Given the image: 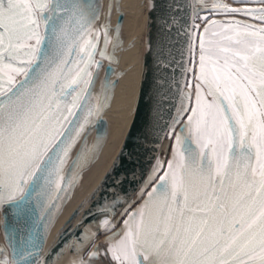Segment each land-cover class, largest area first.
Segmentation results:
<instances>
[{"label": "snow or ice", "instance_id": "snow-or-ice-1", "mask_svg": "<svg viewBox=\"0 0 264 264\" xmlns=\"http://www.w3.org/2000/svg\"><path fill=\"white\" fill-rule=\"evenodd\" d=\"M237 2L245 6L211 9L232 18L206 25L203 36L193 26L200 50L194 106L182 103L169 125L170 133L180 127L173 161L142 206L126 214L110 249L114 264H264V0ZM99 15L98 0H0L6 218L38 220L37 207L72 182L87 151L85 142L66 179L74 145L103 108L89 91L93 67H102L93 30ZM99 54L107 58L106 48ZM35 235L33 221L30 247L15 250L11 264H37L28 259Z\"/></svg>", "mask_w": 264, "mask_h": 264}, {"label": "water", "instance_id": "water-1", "mask_svg": "<svg viewBox=\"0 0 264 264\" xmlns=\"http://www.w3.org/2000/svg\"><path fill=\"white\" fill-rule=\"evenodd\" d=\"M120 2L121 0H110L107 20L103 25V31L105 25H110L114 34L107 51L108 70L102 87L103 108L100 114H104L110 107L118 82L116 80L112 83L111 77L114 73L115 52L125 13H119L115 24L111 22V18L115 3ZM223 4L238 8L245 6L237 0H229L228 3L219 0H147V25L139 96L115 167L76 223L61 232L54 245L41 259V245L63 205L62 194L37 226L36 235L32 238V244L35 246H31L32 254L28 259L36 260L37 264H88L87 254L95 257L97 253L96 249H93L96 239L111 231L123 212L134 206L137 195L156 180L159 174L152 172L153 167L168 140L169 125L178 115L189 75L193 72V26H197L198 16L206 20L217 12L210 11L211 9ZM185 33H192V38L189 39ZM105 40L104 32L100 52L106 48ZM109 69L112 71L109 72ZM188 106H191L190 102L186 104V107ZM105 125L106 121L102 118L96 124L88 154L89 161L95 159L103 146ZM41 208L37 207L39 215ZM23 221H18L11 213L7 216V224L14 232L16 250L30 247L29 233L33 221L36 223L37 219L33 217L27 221L25 227Z\"/></svg>", "mask_w": 264, "mask_h": 264}, {"label": "bare ground", "instance_id": "bare-ground-1", "mask_svg": "<svg viewBox=\"0 0 264 264\" xmlns=\"http://www.w3.org/2000/svg\"><path fill=\"white\" fill-rule=\"evenodd\" d=\"M144 8H145V13L147 15L146 0H144V1L140 0L137 23H136L135 31L133 34V39L131 42L128 41V38H127V36L123 30V26H122L119 44H118V47H117L116 52H115L116 63L114 64V73L111 77L112 83H114L116 80H118V82H117V85H116L114 93H113V97H112L110 107L107 109V111L104 114H99V116H97L95 118V120L93 121L94 122V130H95L96 124L99 121V119L102 118V119H105V121H106V125H105L106 129L104 132L103 146H102L100 152L98 153V155L95 157V159L89 163L87 170L84 172V174L82 175V177L79 180L80 181L79 184L70 193H68L66 195L65 201L63 202V205H62L61 209L59 210V212L56 214V216H55V218H54V220H53V222H52V224H51V226H50V228H49V230L45 236V239L41 245V254H40L41 259L48 253V251L54 245L55 241L57 240V238L59 237L61 232L67 226L72 227L76 223L77 219L80 217V215L83 213V211L88 207V205L91 203V201L94 199V197L96 196L98 191L102 188L105 181L108 179V177L112 173V170L115 167L117 159L120 155L121 149L123 147V143L125 141L127 133L129 131V127H130L131 122H132L133 117H134V114H133V117L130 120V115H131L133 110L135 113V109H136V105H137V101H138V96H139L142 69H143V63H142L140 77H139V81H138V85H137V91L135 93L136 97H133L132 107H130L129 113L127 114V117L124 119L123 124L119 127L117 132L114 133L112 130L114 127L113 114L115 112V109L119 108V102L121 101V97H118L119 87H120L119 85H120L122 76H124V74L127 72V70L124 69L123 65H121V61H122L123 52L132 46L134 40L136 43V40L139 39V38H137L138 31H139V22L141 21V17H142V13H143ZM121 11H123L122 0L119 4L115 3L112 18H111V22L113 24L116 23L118 16H119V13ZM115 14L117 15L116 18H114ZM111 33H112V30H111ZM137 44H140L139 40H138ZM140 59H141V53L139 54V59H138L139 62H140ZM127 60H128V52L125 56L124 62H127ZM136 64H137V62H136ZM103 84H104V74L102 73L101 77H100V79H99V81H98V83L94 89L93 99H95V97H97L101 94ZM112 138L114 140L113 141L114 147H112V144H111V146H109V144L112 143ZM92 139H93V135H92L89 142H91ZM107 149H109V150L111 149V153H110L111 157L109 156L110 159H109L107 165L103 168L100 175L93 182H91L81 194L75 196L77 194V192H79L81 190V188L85 184V182L90 178L92 169L96 168L94 166L100 162L99 161L100 158L107 152ZM113 149H115V151L112 153ZM164 150H165V145L162 149V152H161L156 164L153 167V170H152L153 173L158 172L162 167ZM116 153H117V155H116L115 159L112 161V159ZM158 165H159V167H157ZM106 169H107V171L105 172ZM97 179H100V180L95 184V186L92 189H90L92 184ZM95 243H97V239H96ZM91 264H95V263H91Z\"/></svg>", "mask_w": 264, "mask_h": 264}, {"label": "rangeland", "instance_id": "rangeland-1", "mask_svg": "<svg viewBox=\"0 0 264 264\" xmlns=\"http://www.w3.org/2000/svg\"><path fill=\"white\" fill-rule=\"evenodd\" d=\"M130 1H134V3H136L137 1H140V0H130ZM142 1H144V0H142ZM219 1L228 3L227 0H219ZM98 3L100 5V15H99V19L96 20L94 22V24H93L94 33L96 31H99V33L102 32L103 25H104V23L107 20L108 11H109V8H110V0H98ZM131 6H133V4H131ZM146 8H147V0H146ZM131 9H132V7H131ZM134 10L135 9L133 8V11ZM213 15L215 16V18H213V20H211V21H209L210 18L206 19V20H203L200 16L197 17V19H196L197 26L196 27H197V30H198V33H199L200 36L204 35L203 29L205 28L206 25L208 26L212 21H217V20L218 21L219 20L222 21V20H228V19L232 18L230 16H225V15L219 13V12H215V13H213ZM235 18L236 19H244V17H242V16H236ZM146 25H147V15L145 13V19H144V22H143V25H142V33H141V37H142V53H141L140 64H139V60H137V64H136L137 72H138L139 66H140V72H141V65L143 63ZM100 38H101V35H100ZM100 38H99V43H100ZM198 45H199V41L197 40L196 33H195V39H194L193 51H192L193 72L189 75L187 89L185 91L184 99H183V102H182L185 107H186V104L188 102L191 103V106H194V100H195V95H196V87L195 86L199 83V80H198V76H199L198 61H199V56H200V50H199V46ZM98 46H99V44H98ZM139 54H140V47H139V51H138V59H139ZM96 60H97V54H96ZM94 69H95V66L92 69L93 73H94ZM138 74L139 73L136 74V79L138 77ZM137 82H138V80H136V84H137ZM129 94H130V91L128 89L124 90L123 92L120 93V97H121V100L123 101V104H122V107H121V105H119V108H116L115 112L113 114L114 127H113L112 130H113L114 133L117 132L122 120H124V118L129 113L130 107H132L133 99H132V97H129ZM100 95L95 97V99H96L95 103L96 104H100L101 103ZM186 96L190 97V100H186L185 99ZM133 114H134V110L132 111V113L130 115V120L132 119ZM180 115L183 116L185 114H180ZM93 125H94V122H93ZM93 125H90L88 127L87 131H85V133L82 135L87 142L90 141L92 135L94 136V126ZM105 129H106V127H105ZM105 129H104V132H105ZM179 134H180V127L177 125L176 128H175V131L170 133V135L168 137V140H167V142L165 144V150H164V154H163L162 167L158 171L159 175L161 174V172L164 169H166L167 164L170 162V159L173 156V152H174V148H175V139H174V137L176 135H179ZM114 151H115V149L112 150V153ZM108 153L102 159V162H100L99 165L96 166V168L92 169L90 178L85 182V184L82 186L81 190L79 192H77L78 195L81 194L85 190V188H87V186L91 182H93L100 175L101 171L107 165V163H108V161H109V159L111 157V155H110V157L108 156ZM116 155H117V153L114 155L112 161L115 159ZM107 169L105 170V172L107 171ZM64 175H65V178L67 179V177L69 176V172H65ZM71 177H72V180H73L72 174H71ZM99 180L100 179H97L92 184L90 189H92ZM155 181L150 186H148L147 188L142 190L137 195L136 199H139L140 197H142V195L146 192V190L149 189L155 183ZM79 182L80 181L75 182L73 187L71 188V190L68 193H70L79 184ZM69 185L70 184H68L66 187H69ZM62 187H63V185H62ZM66 187H64V188H66ZM58 190H60V189H57V190L54 191V193H52V194H54V196H53V198H51V200L49 202V206L47 207L46 212L58 201V199L62 196V194H64L62 192L63 190L62 191L60 190L59 192H57ZM65 199H66V197L63 198V202L65 201ZM59 208H60V206H59ZM128 210H125V212H123V214L118 218V220L115 223L114 228L111 231L106 232L105 234H103V235H101V236H99L97 238V241L98 240L99 241L97 243H95V245L93 246V249H96V251H97L96 256L95 257H91L90 254H87V259L89 260L88 264H91V263H95V264H114V261H112L110 259V249H111V246L113 244L111 242V235L114 232V229L117 228L120 225V222L123 219V215H125V213H127Z\"/></svg>", "mask_w": 264, "mask_h": 264}, {"label": "flooded vegetation", "instance_id": "flooded-vegetation-1", "mask_svg": "<svg viewBox=\"0 0 264 264\" xmlns=\"http://www.w3.org/2000/svg\"><path fill=\"white\" fill-rule=\"evenodd\" d=\"M227 1H229V0H227ZM139 3H140V1H137L136 3H134V1L122 0V9H123V12L125 13L124 22H123V30H124L127 38H128V41H130V42L133 39V34H134L136 23H137V17H138V12H139ZM131 4H133V6H131ZM131 7H132V9H131ZM133 8L135 9L134 11H133ZM116 17H117V15L115 14L114 18H116ZM144 19H145V8L143 9L141 21L139 22V31H138V35H137V38H139V39L136 40V43H135V40H134L132 46L129 49H127V50H125L123 52L121 65H123L124 69H126L127 72L121 78V82H120V85H119L120 87H119L118 97H120V93L121 92H123L124 90H127V89L130 91L129 97H132V99H133V97H136L135 93L137 91V85H138V82L136 84V80L139 81L140 66H139L138 72H137V67H136L135 64H136V62L138 60L139 47H140V53H142V37H141V33H142V25H143ZM111 30L113 31L112 33H111ZM111 30L109 31V35H108V39H107L108 42L106 44V51H109V49H110V44H111V41H112V38H113V34H114V30L113 29H111ZM100 35H101V38H100V43H99L98 50H97V62L102 64V67H100L99 69H97L95 67V69H94L93 85L90 86V88H89V91H91L92 94L94 92V89H95L100 77H101V74L102 73L104 74V79H105V77L107 75V70H108V68H107V65H108L107 58H102V57L99 56V53H100V50H101V46H102V43H103V36H104V31L103 30L100 33ZM138 40H139L140 44H137ZM127 52H128V60H127V62H124ZM139 64H140V62H139ZM137 73H139V74H138V77L136 79V74ZM100 97H101V102H102V90H101ZM95 100L96 99H94V102H95ZM122 104H123V101L121 100L119 102V105H121V107H122ZM123 122H124V120H122L120 126L123 124ZM94 134H95V130H94ZM93 138H94V136H93ZM113 141L114 140L112 138V143H110L109 146H111V144H112V147H114L113 146V144H114ZM85 142H86V145H87V151H86L85 155L83 156V158L81 159L79 165L71 172V174L73 176L72 182L70 183L69 187H66V188H64V186L62 187L63 188L62 192L64 193V198L66 197L67 193L71 190V188L73 187L74 183L80 180V178L82 177L84 172L87 170L89 163L91 162V161L88 160V154H89V151L91 149L93 139H92L91 142H87L84 139V137L81 135L80 138L78 139L77 143L74 145L73 150L71 151L70 158L68 159L67 164L64 167V173L65 172H69L70 173V169H72L73 161H75L77 159V157L80 155L82 149L85 148ZM107 153H108V156H110L111 150L107 149V152L100 158V160H99L100 162H102V159L105 157V155ZM99 163L96 164L94 167L98 166ZM59 191L60 190H58L57 192H59ZM53 196H54V194L51 195V198H53ZM50 200H46V206L41 208L39 219L35 223L36 224V228L39 225V223L41 222V220L43 219V217L45 216V214L48 212V211L46 212V210H47V207L49 206ZM26 225H27V221H23V226L25 227ZM9 233H11V240H10ZM15 250L16 249H15V245H14V232L7 224V218H6L5 212H3V209H0V253L3 254V256L0 257V258H7L8 261L10 262V264H11V261L13 259V253H14Z\"/></svg>", "mask_w": 264, "mask_h": 264}, {"label": "crops", "instance_id": "crops-1", "mask_svg": "<svg viewBox=\"0 0 264 264\" xmlns=\"http://www.w3.org/2000/svg\"><path fill=\"white\" fill-rule=\"evenodd\" d=\"M210 18V19H209ZM209 21L213 20V18H215V16L212 14L211 17H209ZM222 21H225V20H222ZM221 20H217L216 22H222ZM213 22V21H212ZM212 22L208 25L209 27H211V24ZM176 150V145H175V148H174V152ZM174 152H173V156H174ZM173 156L171 157L170 159V162L173 161ZM169 162V163H170ZM155 184V183H154ZM154 184L146 190V192L142 195V197H140L139 199L136 200V203L134 204L133 207L129 208V210L127 211V213H130V212H134L136 211L140 206H142V204L144 203V201L147 199V193L149 191H151L152 187L154 186ZM127 213H125V215H123V219L122 221L120 222V225L114 229V232L112 233L111 235V242L114 243L115 242V239L118 238L119 234L122 233L125 229V224H124V221L126 219H128V216L126 215Z\"/></svg>", "mask_w": 264, "mask_h": 264}]
</instances>
